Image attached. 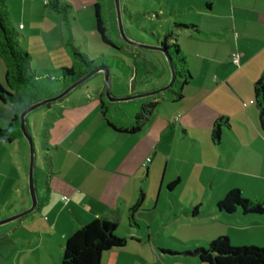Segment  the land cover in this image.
<instances>
[{
    "label": "crops",
    "instance_id": "obj_1",
    "mask_svg": "<svg viewBox=\"0 0 264 264\" xmlns=\"http://www.w3.org/2000/svg\"><path fill=\"white\" fill-rule=\"evenodd\" d=\"M12 6L19 11L21 47L26 53L27 43L40 48L31 62L37 57L45 72V61L55 59L68 68L65 43L72 34L66 18H54L47 30L45 21H25L26 11H43L39 0H9L10 15ZM189 10L194 18L183 24L195 25L198 32L181 29L176 44L191 80L180 100H151L158 105L139 132L119 133L108 126L100 109V76L45 108L40 123L27 118L29 133L32 127L38 130V124L46 131L35 149L41 150L48 171L43 179L39 163L36 209L0 228V264H61L66 240L98 217L114 222L116 231L125 232L124 237L116 236L126 240L123 248L104 253L101 264H172L168 259L174 255L186 259L175 264H205L192 252L226 235L217 225L232 233L233 241L238 232L253 246L264 247V214H227L216 208L232 190L246 200L264 195V132L259 123L261 102L254 93L255 83L264 76V0H200ZM233 54H239L238 64ZM0 65L4 67L1 59ZM40 67L31 64L35 74ZM123 89L117 85V90ZM138 92L133 87L120 95ZM143 103L130 108L110 103V124L117 130L127 128ZM11 116L12 106L0 102L1 130L9 126ZM219 120H227L228 126L221 128L217 142L212 132ZM28 157L24 138L0 141V220L31 204ZM147 159L150 162L143 166ZM141 195L142 204L131 222L129 211ZM172 223L170 235L175 238L170 242L161 232Z\"/></svg>",
    "mask_w": 264,
    "mask_h": 264
},
{
    "label": "trees",
    "instance_id": "obj_2",
    "mask_svg": "<svg viewBox=\"0 0 264 264\" xmlns=\"http://www.w3.org/2000/svg\"><path fill=\"white\" fill-rule=\"evenodd\" d=\"M107 5L108 0H98L93 4L96 33L104 45L123 52L125 48L130 46L121 40H114L117 36L112 37L109 34L107 28L109 20L106 15ZM8 7L9 0H0V59L5 67L4 86L0 84V102L12 106L10 124L6 129H0V141L11 143L17 138H23L20 131V114L26 108L38 102V94L47 85L57 81L64 86L63 88H67L99 67H108L110 71L116 69L124 72L126 76H129L132 72V69L119 59L108 60L101 56L96 62L90 61L86 55L80 54L70 42H66L65 46L67 47V53L72 59V66L59 69L56 73L48 70L44 75H36L31 69L30 56L19 44L18 38L20 35L10 22ZM47 7L49 10L66 18L67 6L61 5L59 0L48 1ZM190 16L193 17V15ZM175 27L198 32L197 27L191 24L180 23L175 24ZM172 37L173 35L170 34L165 35L163 41L157 43L156 46L165 50L166 54L161 53L163 58L166 59V55L175 69L176 80L173 87L168 91L169 95L167 98L178 101L182 98L183 87L188 85L191 75L187 70L186 60L178 45H167L166 42L171 40ZM174 38L176 41L177 36ZM133 74L132 83L136 80L135 73ZM149 74L150 72H145L143 76L146 77ZM132 83H130L131 89L134 87ZM254 93L255 98L261 102L259 104V123L264 132V76L255 83ZM101 98V114L108 126L119 133L135 134L145 125L158 105L157 102H152L151 100L162 97L155 96L144 100L140 112L136 114L133 122L127 128H119V130L114 125H111L107 118L112 104L108 103L104 92L101 94ZM50 106L51 104L45 107ZM226 126H228L227 120H219L215 123L212 132L215 141L218 142L220 140L221 128ZM142 201L143 195L140 196L136 206L130 209L129 218L131 222L136 209L141 206ZM216 208L218 211L227 214L240 211L244 215H263L264 195L254 200H246L242 198L239 191L232 190L217 204ZM116 229V224L104 217L94 218L88 224L81 226L66 240L61 256V264H101V258L104 253L113 249L123 248L126 244L125 239L115 236ZM194 254L199 261L205 264H264V249L257 247L234 248L226 237H217L208 244L207 250L198 249Z\"/></svg>",
    "mask_w": 264,
    "mask_h": 264
},
{
    "label": "rangeland",
    "instance_id": "obj_3",
    "mask_svg": "<svg viewBox=\"0 0 264 264\" xmlns=\"http://www.w3.org/2000/svg\"><path fill=\"white\" fill-rule=\"evenodd\" d=\"M97 1L98 0H59L61 5L67 6L66 20L69 23L68 24L69 29L71 30V34H72L71 37L70 35L68 36V40L66 42H70L71 45L80 54L86 55L90 61L96 62L97 59H99L101 56H104L108 60L109 59L110 60L119 59L121 61H124L125 64L130 69H132V72L129 74V76L128 75L126 76L124 72L122 71H119L116 69L112 70L111 76H110V91H111V94L115 97L124 96V95H120V93H123V90L125 91V93H128L131 91L130 83H132L133 81V77H134L133 73H135V71H137L138 77L136 78L135 82H133L132 84L134 86V89L140 91L138 93L146 94V93H150V92H153V91H156V90H159L165 87L170 81V71L167 66L166 59L163 58L161 52L154 51V50L148 51L143 48L131 46L127 44L124 39L121 38L119 34L117 14H116L115 6H114V0H108L107 10H106V15L109 20L108 27H107L109 30V34H111V32L114 31L115 35L117 36L114 40L123 41L125 44L132 47V48L129 47L131 50L132 49L134 51L136 50L140 55L129 53L126 50L121 52V51L111 49L110 47L104 45L100 41L99 36L96 33L95 28H94V17H93V4L94 2H97ZM39 2L41 3L43 11L31 12V13L26 11L25 14L28 18L25 17L26 18L25 21L27 22L29 20L32 22L34 21L33 18L39 19L40 22L45 21V29L48 30L50 27L49 25L54 23V18H57L59 20L60 18H62V16L52 13V11H49L48 7L45 9V4H47L45 0H39ZM119 4H120V13H121V23H122V27H123L126 37L135 43L145 45V46L156 47V44L162 42L164 39V36L167 34L173 35L172 39L170 38L171 40H168L166 42L167 45L170 46L172 44H176L174 37L181 35L183 30L176 28L175 24H180V23L191 21L193 17H191L190 15L191 14L193 15L194 12L190 11L189 8H191L193 5L199 6L200 0H119ZM11 9H12V12H11L12 15H10V22L15 28V30L17 31V33L19 35H22V33L18 30L16 26L17 25L16 23H18V20H20L19 19L20 17L18 16L19 11L17 10L16 6H12ZM84 9H88V13L85 12ZM50 15H52L51 16L52 19H50L49 17ZM182 37L183 36H180V38ZM18 39H19L20 46L23 45L24 40L21 39L20 37ZM29 45L30 44L28 43L26 44L27 49H28L27 54L30 57L37 55L39 53L38 49L40 48H38V46H35L34 48H29L30 47ZM65 48L67 50L66 46ZM54 50L53 52H56ZM67 57H68V60H66L65 65H67V67L70 68L72 66V59L70 58L69 55ZM60 61H61L60 62L61 64H64L63 59L62 60L60 59ZM56 62H57L56 59L55 61H50V63L45 61L46 63L45 69L49 71H53L54 73H56L59 69H63V67L61 68L59 64H57ZM32 63L34 64L36 63V65L40 67V65L38 64L39 60L37 57L32 60L31 64ZM145 72H150V74L145 77L143 76ZM4 73H5V67H2V65H0V76ZM45 73L46 72L44 71V69L40 67V71L36 75H44ZM97 76H100L101 81L104 82L103 74L97 73L93 77H91L87 82L82 84L81 88L83 89L86 86H89L95 83L97 80L96 79ZM141 78L142 80L140 81ZM1 83H2L1 85L4 86V80H2ZM117 85H121L122 88L124 89L122 91L117 90ZM62 87L64 86H62V84H59L57 81L50 85H47L44 88V90L38 94V102L51 99L61 94L66 89V87L65 88H62ZM186 87L187 86L183 87L184 91L186 90ZM168 95L169 93L168 91H166L157 96L168 97ZM150 98H153V97H149L148 99ZM146 99L147 98L120 102V103H117V105L120 107L130 108L131 106L138 104L139 101L146 100ZM58 103L59 101L52 103L51 106L52 105L55 106ZM165 105L168 106L167 103ZM6 108L9 109V107H6ZM45 108L47 107H42V108H39L33 111L32 113L28 115L27 118L31 121L35 119L36 121H39L38 123H40L39 114H41V112H44ZM159 109L162 110V107H160ZM31 129H32L31 130L32 133L30 134H31L33 144H34L35 155H37V158L35 156L34 168H33V181L35 185V182H37V180L40 178L39 172H38L39 163H40V167L45 172V174L42 176L43 179H45L44 177H46V174L48 171L47 165L44 161L41 150L35 149V145L37 147L40 146L41 140L44 138V134H45L44 132L46 131L43 129L41 124H38V130L35 127H32ZM25 142L27 144V150H28V156H29L28 158L30 160L29 145L26 140ZM28 171H29V161H28ZM27 180L29 181V178H27ZM28 186H29V183H28ZM25 210L17 214H20L24 212ZM17 214L9 216L5 219L13 217ZM5 219H2V220H5ZM169 220L170 219L166 220V222H168ZM158 221L160 222V224L163 223L164 219L161 217V215H158ZM9 224H12V223H9ZM174 225H175L174 223L168 224L167 230H165V232L163 231L161 232V230H159L158 232H161V236H162L161 238H168L170 242H173L171 238H175V237L173 235H170V233L172 232L171 227ZM6 226H11V225L7 224ZM6 226L2 225L0 226V228L1 227L6 228ZM217 228H220L221 229L220 232L226 234V235H222L218 237H226L229 240L230 245L234 248L257 247L260 249H264V247L259 246V245L253 246L250 243V241L245 240L244 239L245 234L243 233L235 232L234 237L238 238V240L233 241L231 240V237L233 235L232 233H228L229 231H226L224 227H219V225H217ZM157 230L158 229H156V232ZM220 232H217V233H220ZM117 233L118 235L119 234L123 235V237L125 236V232L122 229H120L119 231H116L115 236ZM207 248H208L207 246H204V248H200V249L207 250ZM156 252L159 253V250ZM194 252L195 251L192 252L193 255H194ZM182 253H185V252H182ZM168 260L172 264H175V262L177 261H180V260L184 261L186 259L175 258V255H174L172 257H169Z\"/></svg>",
    "mask_w": 264,
    "mask_h": 264
},
{
    "label": "water",
    "instance_id": "obj_4",
    "mask_svg": "<svg viewBox=\"0 0 264 264\" xmlns=\"http://www.w3.org/2000/svg\"><path fill=\"white\" fill-rule=\"evenodd\" d=\"M114 6H115L116 14H117V23H118V28H119V34H120L121 38L126 41L127 44L134 46V47L143 48V49L148 50V51L154 50V51L161 52L162 54H166L165 50L162 47L145 46V45H141V44H138V43H135V42L129 40L126 37L124 30H123V27H122L119 0H114ZM165 57H166V60L168 62V66H169L170 81L162 89H159V90H156V91H153L150 93H146V94H138V95L116 98L110 92V76H111L110 69L108 67H99V68L95 69L94 71L88 73L87 75L81 77L77 81H75L73 84L68 86L61 94H59V95H57L51 99H48V100L36 102L35 104H32L31 106L26 108L20 114V117H19L20 131H21L23 138L27 141V143L29 145V153H30L29 171H28L29 181H28V183H29V194L31 197V206L27 210H25L24 212L14 216V217L0 221V225H4L6 223L15 221L21 217L29 215L30 213H32L36 209L37 204H38L37 193H36L35 185H34V181H33L35 150H34V144H33L31 134L29 133V131L27 129V116L39 108L48 106L52 103H55V102L62 100L69 93H71L73 90H75L76 88H78L79 86H81L82 84L87 82L91 77H93L97 73H102L104 76V94H105V97L109 103H119V102L132 101V100L144 99V98L157 96L161 93H164V92L170 90L173 87V84L176 80L175 69H174L173 65L171 64V62L169 61L168 57L166 55H165Z\"/></svg>",
    "mask_w": 264,
    "mask_h": 264
},
{
    "label": "built area",
    "instance_id": "obj_5",
    "mask_svg": "<svg viewBox=\"0 0 264 264\" xmlns=\"http://www.w3.org/2000/svg\"><path fill=\"white\" fill-rule=\"evenodd\" d=\"M22 27L20 26V29ZM232 60L235 64H238V61H239V54H233L232 55ZM253 102H250V104H252ZM150 162V159H147L146 162L143 164V166H146V164H148ZM66 197H63V201H66Z\"/></svg>",
    "mask_w": 264,
    "mask_h": 264
}]
</instances>
